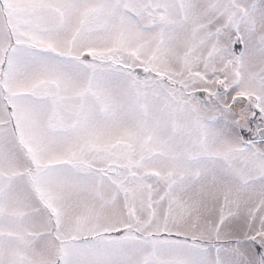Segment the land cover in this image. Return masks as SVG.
I'll return each mask as SVG.
<instances>
[{
	"label": "snow or ice",
	"instance_id": "1",
	"mask_svg": "<svg viewBox=\"0 0 264 264\" xmlns=\"http://www.w3.org/2000/svg\"><path fill=\"white\" fill-rule=\"evenodd\" d=\"M0 264H264V0H0Z\"/></svg>",
	"mask_w": 264,
	"mask_h": 264
}]
</instances>
